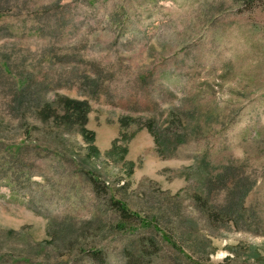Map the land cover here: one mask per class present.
<instances>
[{"label": "rangeland", "instance_id": "374dc122", "mask_svg": "<svg viewBox=\"0 0 264 264\" xmlns=\"http://www.w3.org/2000/svg\"><path fill=\"white\" fill-rule=\"evenodd\" d=\"M0 264H264V0H0Z\"/></svg>", "mask_w": 264, "mask_h": 264}, {"label": "trees", "instance_id": "16d2710c", "mask_svg": "<svg viewBox=\"0 0 264 264\" xmlns=\"http://www.w3.org/2000/svg\"><path fill=\"white\" fill-rule=\"evenodd\" d=\"M66 106L67 116H69V118H73V120H76L80 123V131L87 138L89 134L84 128L88 112L87 103L84 101L69 100ZM117 204L122 206L120 203ZM120 209L123 213L126 211L124 207H121Z\"/></svg>", "mask_w": 264, "mask_h": 264}]
</instances>
